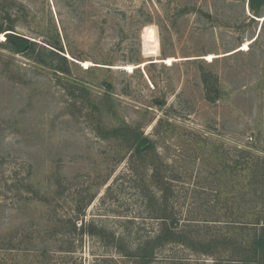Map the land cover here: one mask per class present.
Instances as JSON below:
<instances>
[{"label": "rangeland", "instance_id": "obj_1", "mask_svg": "<svg viewBox=\"0 0 264 264\" xmlns=\"http://www.w3.org/2000/svg\"><path fill=\"white\" fill-rule=\"evenodd\" d=\"M0 23L38 46L58 42L70 66L55 73L3 46L0 33V264L213 262L172 242L149 263L132 254L159 232L161 192L152 167L85 120L78 81L92 99L111 95L118 115L154 143L170 218L194 230H253L264 172V3L254 14L248 0H0ZM203 72L219 91L213 101ZM68 219L99 232H69Z\"/></svg>", "mask_w": 264, "mask_h": 264}, {"label": "trees", "instance_id": "obj_2", "mask_svg": "<svg viewBox=\"0 0 264 264\" xmlns=\"http://www.w3.org/2000/svg\"><path fill=\"white\" fill-rule=\"evenodd\" d=\"M263 3L264 0H248V5L254 14L258 13ZM0 33L5 35V40L1 44L9 50L29 55L36 63L51 68L55 73L68 74L69 62L59 52H63V49L58 42L52 43L53 45L48 43L50 48L43 45L38 46L36 41L14 32L11 24L4 26L0 23ZM202 80L205 84L207 98L211 101L218 98L219 91L213 89L214 83L208 81L209 78L204 72ZM74 82L75 80L71 84L72 88H74ZM104 84L108 88L112 86L107 82ZM86 86L84 82L79 81L75 84L77 99L80 97V102L86 103L88 107L85 120L101 138L117 140L121 143L123 150L132 151L131 160L139 165L152 167L156 177V188L161 192L160 201H156V212L153 215L161 221L160 229L155 237L147 239L136 247L132 254L137 257L138 262L149 263L155 249L172 242L182 244L196 254L214 257L212 264H264V172L261 171L256 178L261 190L256 197L262 201V207L257 210L255 220L251 222L253 227L251 232L245 233L243 227L238 230L234 226H229L225 230L220 227L210 228L206 225L202 227L197 225L195 230L189 229L188 225L182 227L178 219H172L169 214H166L170 189L164 180V174L161 173L164 163L157 152L155 153L154 143L144 135L138 125L129 124L118 115L111 95L105 94L100 99H92ZM237 166L238 162L235 161L233 165H230V169L235 170ZM64 224L69 232L75 230L83 232L85 227L89 234L99 232L92 224L82 225L77 229L76 222L72 219L66 220ZM102 237L106 238L104 235ZM108 242L112 241L108 240ZM125 255L128 254L125 253Z\"/></svg>", "mask_w": 264, "mask_h": 264}]
</instances>
